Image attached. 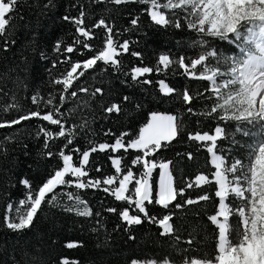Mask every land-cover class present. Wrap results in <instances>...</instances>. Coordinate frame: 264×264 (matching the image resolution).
<instances>
[{
	"label": "snow or ice",
	"instance_id": "1",
	"mask_svg": "<svg viewBox=\"0 0 264 264\" xmlns=\"http://www.w3.org/2000/svg\"><path fill=\"white\" fill-rule=\"evenodd\" d=\"M102 3L115 9L132 3L142 5L141 12L148 16L154 26L164 30L187 29L195 33L196 38L187 41L188 50L196 52L195 56L162 52L158 55L154 67L135 66L130 72L122 73L126 77H131V85L126 80H121V83L125 86L139 87L154 85L152 79H141L145 74L153 72L163 73L165 77L170 73L171 76H180L189 82L182 90L171 86L166 79H159L155 85L158 86L161 98L171 100L175 96L187 115L214 121L215 127L211 131L187 133L189 142H197L209 154L207 163L212 166L209 174L199 172L193 180L181 186H174V172L170 167L174 161H157L152 157L181 137L186 131V125L183 116L157 111L150 113L147 123L139 128L138 135L130 141L125 142L128 134L122 133L111 145L99 143L98 146L84 151L79 147H72L70 152L80 156L79 166L74 163L72 154H66V150L74 144L77 136L84 135L87 138L92 123L91 120H83L78 125L66 128L68 116L74 114L77 109L65 113L61 106L65 105L70 97L77 98L78 91L86 94L89 91L85 87L71 91L74 81H78L85 71L94 69L98 62L111 66L119 73L121 61L118 57L124 53L130 52L132 56L142 58V53L131 51V40L117 43L114 36L118 35V32L114 24L108 23L103 17L90 27L87 26L86 20L92 6ZM25 6L36 10L37 21L56 8L54 0H46L43 3L41 0H32L31 4H28L27 0H0V38L3 39L5 52L15 44L12 36L17 25L13 24V20L17 17L13 14L19 13L20 8ZM112 8L106 10L111 11ZM71 9H79L78 15L65 14L61 19L73 24L77 35L74 36L73 43L66 47L63 39L56 41L53 51L58 56L63 53L64 58L51 60L50 67L45 70L49 75V84L54 89L55 86L62 85V91L58 95L59 103L55 90L50 92L47 98L37 90L31 96V103L36 106V110H30L11 120H0V128L19 126L33 118L46 121L48 125L58 126L59 131L53 132L49 127L39 125L35 137L44 141L39 153L40 161L58 157L62 161V166L54 169L37 190H33L30 180L25 178L19 181L26 188L25 197L20 199L18 204L12 202L6 204L7 212L0 221V229L16 234L18 244L19 237L33 228L35 219L43 210L45 203L50 207H60L55 194L58 186L77 190L66 193L69 203L63 206L65 212H74L79 217H92L93 212L87 201L79 194V190L102 189L104 193L113 196L115 201L126 202L136 211V214H130L128 207L119 211L113 207L106 209L109 213H118L120 220L126 222L127 227H123V233L127 236L126 244L136 243L137 237L133 234L135 231L133 226L147 222L149 225L158 226L159 237L164 238V243L171 248V252L163 259L132 258L128 264H175L172 253L181 254V264H264V0H87V5L83 0H75L69 5L68 10ZM19 19L23 21L24 16L19 15ZM23 26L30 28L31 21L25 22ZM139 26L140 16L137 14L130 18V27L123 31L132 32ZM101 28L105 31L102 49L86 60L72 62L69 54L76 53L78 46L83 50H93L91 41L96 36V30ZM37 35L38 33L33 34V41ZM218 42L226 43L234 51L225 52ZM80 54L83 55V51ZM39 55L41 61L50 59L46 52H40ZM23 62L27 63L26 57ZM61 63L70 64V70L59 78H53V70ZM80 69L82 71L78 73ZM192 81L206 82L208 86L203 91L197 90L194 93L191 90ZM18 82L23 83L19 78ZM0 93H3L2 88ZM97 94L103 96L104 89L95 88L91 93V100H95ZM125 103H135L136 111L143 107L142 100H134L133 96L125 95L120 103H112L103 108V111L107 114H123ZM198 103H202L203 107H194ZM89 106L90 101H83V108ZM12 111H22V106L16 101L15 96L12 97L11 104L0 108L2 113ZM232 125L234 128L229 131ZM110 134V131L105 133ZM57 138L66 140L58 153L51 150L49 143ZM6 141L17 142L15 133L6 137L5 141H0V155L8 154ZM224 141H227V145L221 147V142ZM23 148L24 154L28 155L27 145L24 144ZM120 149L125 151L137 149L142 152V155H136L131 160L132 166L142 165L138 176L134 174L132 167L125 166L123 157L109 155L116 174L103 179L89 178L86 169L92 163L91 153H118ZM241 153H246V156L239 158ZM177 155H186L188 161L195 159L192 152ZM157 169L159 177L155 179L154 172ZM96 171L100 172L101 169L97 167ZM205 186L210 190L204 191ZM194 188L203 194L185 198L187 192ZM208 202L214 205L212 214L207 215L204 208L196 210V206ZM147 205L162 206L168 210V214L158 218L150 214ZM189 209L194 211V218L200 217L201 214L207 215V221L215 228L213 235H205L201 241L198 229H193L196 235L190 234L189 238L182 240V236L178 234L179 229L172 221L177 219L175 215L177 210L186 213ZM95 216L100 217L101 213L96 212ZM103 227L102 221L97 220L92 232L99 235L98 229ZM120 228L121 225L118 224L113 232ZM110 239L111 234L105 232L103 244H97V247L111 251ZM210 241L214 244L211 252H203V255L197 258L188 255L193 250L200 252L209 246ZM9 242L5 240L4 247L0 248V255L4 256L0 264H9V261L11 264H21V260L29 256V253L25 251L21 260L16 259L15 248L7 251ZM182 243L187 247H182ZM65 246L74 248L82 244L69 242ZM194 246L197 247L194 249ZM50 262L51 257L31 258V264ZM59 264L79 262L61 258Z\"/></svg>",
	"mask_w": 264,
	"mask_h": 264
},
{
	"label": "trees",
	"instance_id": "2",
	"mask_svg": "<svg viewBox=\"0 0 264 264\" xmlns=\"http://www.w3.org/2000/svg\"><path fill=\"white\" fill-rule=\"evenodd\" d=\"M32 0H27L31 4ZM46 0H41V3ZM56 8L49 11L47 16L41 17L37 21L35 9H30L27 6L21 7L19 13L13 15L17 18L13 20V24L17 25L15 34L12 39L15 44L10 50L3 51V39L0 38V88L3 93H0V108L12 103V97L15 96L16 101L22 106V111H12L10 113L0 112V120H11L18 115L26 114L30 110H36V106L31 103V96L39 90L41 94L47 98L50 92L54 90L57 93V103H59L58 95L62 91V85L55 86V89L49 84V75L45 71L51 65V60L64 58L63 53L58 54L53 51V46L58 39H63L65 47L73 43L75 27L73 24L63 21L61 17L65 14L71 16L78 15L79 9H69V5L75 0H54ZM87 5V0H83ZM142 5L135 3L129 4L120 9L112 8L105 4L94 5L86 20L87 26L96 23L103 17L108 23L114 24L118 35L114 36L117 43H123L124 40H131V51L142 53V58L132 56L131 53H124L119 56L121 61V71L117 73L111 66H105L103 62H98L94 69H89L84 72L83 76L79 77L78 81H74V86L71 91H78L80 87H85L88 93H79L77 98H69L65 105H62L65 113L71 109H77L74 114L69 115L66 121V128H71L73 125L80 124L83 120H91V131L87 133V138L84 135L77 136L73 145L66 150V154H72L74 163L79 166L80 156L77 153L70 152L72 147H79L81 151L89 150L90 147L98 146L99 143L113 144L115 139L122 133H127L125 142L130 141L138 135L139 128L142 127L148 120L150 113L153 111L164 112L183 116L186 131L171 143L168 147L159 151V154L152 157L157 161L169 160L174 161L170 167L174 172V186H181L184 183L194 179V176L199 172L209 174L212 166L207 163L209 154L205 148L200 147L197 142H189L187 140L188 132L195 131H211L215 127L212 120L203 117H194L186 114L181 103L176 101L173 96L171 100L161 98L158 93V86L155 82L159 79H166L171 86L177 89H183L187 83L185 78L180 76L165 77L163 73L145 74L141 79H152L154 85L139 87L125 86L121 80H126L131 85V77L124 76L123 72H130L135 66H155L157 57L162 52H171L174 55L187 54L195 56L196 52L188 50L187 41L195 39V33L185 29L184 31L174 30L169 28L164 30L154 26L147 15L141 12ZM106 8H112L107 11ZM24 16V20L19 19V15ZM139 14L140 26L132 32H124L123 29L130 27V18ZM31 21V27L25 28V22ZM38 33L35 41L33 34ZM105 36L104 29L96 30V36L91 41L93 46L92 51L83 50L78 46L77 52L70 55L72 62L83 61L97 54V51L103 47V38ZM183 42L178 43V42ZM220 48L225 52L234 51L226 43L218 42ZM35 48V54H33ZM83 51V55L80 52ZM40 52H46L49 56L48 61L40 60ZM27 58V63H24V58ZM70 64H58L53 70V78H59L70 70ZM103 70V71H102ZM82 71V69L78 70ZM22 81L23 83H19ZM24 85H27L25 87ZM207 83L191 82V90L195 93L197 90L203 91L207 87ZM102 87L104 95L97 94L95 100H91V93L95 88ZM4 93H7L6 95ZM130 95L134 100H142L143 107L135 110V103L124 104V112L107 114L103 108L110 106L112 103H120L123 96ZM90 101L89 108H83V101ZM194 107H203L202 103L194 105ZM43 108V105H41ZM199 121V123H197ZM39 125L49 127L53 132L59 131L58 126L48 125V122L38 118H33L22 125L13 126L12 128H0V141H5L6 137L12 136L15 133L17 142L6 141L7 155H0V221L6 214V204L12 202L18 204V201L25 197L26 188L21 185V179L31 181L33 190H37L50 173L54 169L62 166V161L48 158L43 162L40 161L39 153L43 146V139H37L35 133ZM234 125L229 128L232 131ZM19 129V131H18ZM111 132L110 135L105 133ZM92 141V144L88 142ZM51 150L58 153L60 148L66 143L64 138H57L54 141H49ZM27 145L28 155L24 154L23 145ZM227 145V141L221 142V147ZM192 152L195 159L188 161L186 155L178 156L177 154H186ZM109 155H120L124 158L126 167H132L134 174L137 176L142 169L141 166H132L131 160L136 155H142V152L137 149H120L118 153L96 152L90 154L91 166L88 171L89 178L103 179L108 175H115V169L111 165ZM246 156V153H241L239 158ZM101 169L100 172L96 168ZM87 179V178H86ZM156 179V178H155ZM118 186V182H117ZM209 187L205 186L204 191H209ZM214 191V188L212 189ZM76 192L74 188L58 186L55 194L58 197L57 203L60 207H50L48 204L43 205V210L38 213L35 219L34 226L31 231L19 237L17 244V236L14 233H8L0 229V248L4 247V241H10L7 246V251L13 250L17 253L16 259L21 260L25 251L29 256L21 260V264H31L32 256L51 257L50 264H59L61 258H66L69 261H78L79 264H128L130 259L138 260L145 259H163L165 255L171 252L168 244L164 243V238L159 237L157 225H149L147 222L135 228L134 235L137 237L136 243H125L127 236L123 233V227H127L126 222L120 220L118 213H109L107 208L113 207L123 210L128 207L130 214H136L134 207H130L126 202L115 201L114 197L103 192L102 189H85L79 190V194L87 201L88 206L93 212L92 217H79L74 212H65L63 206L69 203L66 193ZM203 194L198 189H191L187 192L188 196L196 197ZM10 198V200H9ZM51 198V194L48 197ZM150 214L158 218L168 214V210L158 205H147ZM204 208L207 215L213 213L214 205L212 202L196 206V210ZM100 212L101 216L96 217L95 213ZM177 219L172 221L174 226L179 229L178 234L182 236V240L189 238V235H196L193 229H198L199 239L204 240L205 235H213L215 232L214 226L207 221V215L201 214L200 217L194 218V211L189 209L184 212L176 211ZM97 220H101L104 224L103 228L98 229L99 235L92 232V228L96 227ZM121 228L115 232L117 225ZM105 232L111 234L109 244L111 251L104 248H98L97 244H103L105 240ZM69 242H77L82 246L67 248L65 245ZM182 247H187L186 244H181ZM197 246H194V249ZM214 244L209 242V246L204 247L200 252L195 250L188 253L191 258H197L203 255V252H211ZM42 249V251H40ZM4 256L0 255V260ZM172 259L175 264H181L182 256L180 253H172ZM11 264V261H9Z\"/></svg>",
	"mask_w": 264,
	"mask_h": 264
},
{
	"label": "rangeland",
	"instance_id": "3",
	"mask_svg": "<svg viewBox=\"0 0 264 264\" xmlns=\"http://www.w3.org/2000/svg\"><path fill=\"white\" fill-rule=\"evenodd\" d=\"M150 117V116H149ZM149 119V118H148ZM148 121V120H147ZM147 123V122H146ZM134 172V171H133ZM159 177V169H157L155 172H154V178L158 179ZM119 178H122V177H119Z\"/></svg>",
	"mask_w": 264,
	"mask_h": 264
}]
</instances>
